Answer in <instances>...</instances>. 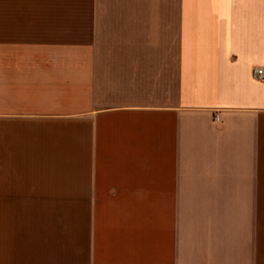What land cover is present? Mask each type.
<instances>
[{"label": "crops", "instance_id": "1", "mask_svg": "<svg viewBox=\"0 0 264 264\" xmlns=\"http://www.w3.org/2000/svg\"><path fill=\"white\" fill-rule=\"evenodd\" d=\"M264 0H0V264H264Z\"/></svg>", "mask_w": 264, "mask_h": 264}, {"label": "built area", "instance_id": "2", "mask_svg": "<svg viewBox=\"0 0 264 264\" xmlns=\"http://www.w3.org/2000/svg\"><path fill=\"white\" fill-rule=\"evenodd\" d=\"M252 76L257 80L264 81V68L263 67L253 68Z\"/></svg>", "mask_w": 264, "mask_h": 264}]
</instances>
